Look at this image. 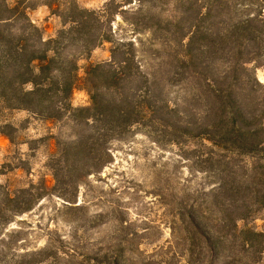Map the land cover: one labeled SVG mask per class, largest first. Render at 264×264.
<instances>
[{
    "label": "trees",
    "instance_id": "1",
    "mask_svg": "<svg viewBox=\"0 0 264 264\" xmlns=\"http://www.w3.org/2000/svg\"><path fill=\"white\" fill-rule=\"evenodd\" d=\"M30 1L0 0V102L11 111L48 118L67 113L77 125H95L93 133L60 146L61 165L52 167L56 187L78 188L80 179L99 173L109 163L105 144L111 136L137 125L172 131L174 142L200 143L204 151L196 157L217 176L215 189L206 195L219 212L218 231L202 223L191 206L185 219L187 252L215 257L228 252L234 264H257L264 231L237 222L264 209V84L250 67L264 54V0H173V16L155 13L146 21L142 7L164 0H135L137 7L120 12L133 16L134 31H146L164 45L152 50L156 64L150 72L142 71L134 43L113 39L107 12L113 0L102 10L69 0L67 13L57 14L63 28L48 39L27 18ZM244 9H249L245 15ZM112 40L111 60L87 65L78 78V60ZM77 82L88 102L72 108ZM182 82L189 84L188 98L169 100L166 85ZM3 200L0 209L5 201L16 202L10 196ZM89 261L123 264L106 257Z\"/></svg>",
    "mask_w": 264,
    "mask_h": 264
},
{
    "label": "rangeland",
    "instance_id": "2",
    "mask_svg": "<svg viewBox=\"0 0 264 264\" xmlns=\"http://www.w3.org/2000/svg\"><path fill=\"white\" fill-rule=\"evenodd\" d=\"M7 1L14 5L19 0ZM74 1L83 8L102 10L111 0ZM172 1L164 0L156 7L150 2L142 7L141 16L146 21L157 13L168 19L174 15ZM67 2L28 3L25 13L31 22L34 10L48 8L43 22H32L44 39L55 37L63 28L57 14L67 13ZM137 5L135 0H113L107 7L108 26L114 40L135 44L136 60L142 71L150 72L156 64L152 50L164 45L153 41L146 31H134L130 26L133 16L120 12ZM241 12L245 15L249 9ZM114 40L102 42L78 60V78L84 76L87 65L111 60ZM250 67L264 84V54ZM188 89L186 82L167 84V97L180 103L188 98ZM87 102V94L77 82L69 104L76 108ZM62 115L48 118L11 111L0 102V203L5 196L16 199L13 204L5 201L0 209V264H17L24 256L29 258L23 264H93L89 261L93 257L116 258L123 264L235 263L228 252L216 257L187 252L190 239L185 219L191 206L202 223L217 231L219 223V212L206 195L215 189L217 176L196 157L200 143L174 142L173 132L158 126H133L119 137L108 138L109 163L99 173L80 179L78 188L56 187L52 167L61 165L60 146L95 131V125H77L67 113ZM237 226L263 232L264 209L238 221ZM257 264H264V252Z\"/></svg>",
    "mask_w": 264,
    "mask_h": 264
},
{
    "label": "crops",
    "instance_id": "3",
    "mask_svg": "<svg viewBox=\"0 0 264 264\" xmlns=\"http://www.w3.org/2000/svg\"><path fill=\"white\" fill-rule=\"evenodd\" d=\"M48 8L46 6H39L31 16V20L34 24H39L48 16Z\"/></svg>",
    "mask_w": 264,
    "mask_h": 264
}]
</instances>
